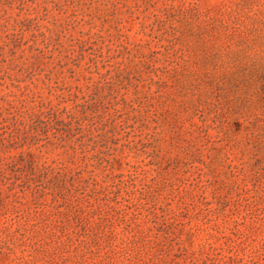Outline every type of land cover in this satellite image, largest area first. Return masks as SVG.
<instances>
[{
    "label": "rangeland",
    "instance_id": "obj_1",
    "mask_svg": "<svg viewBox=\"0 0 264 264\" xmlns=\"http://www.w3.org/2000/svg\"><path fill=\"white\" fill-rule=\"evenodd\" d=\"M0 264H264V0H0Z\"/></svg>",
    "mask_w": 264,
    "mask_h": 264
}]
</instances>
